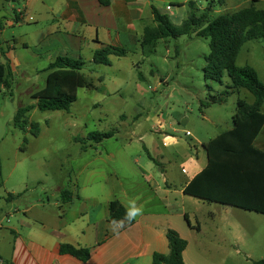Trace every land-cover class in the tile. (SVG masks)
<instances>
[{
  "label": "rangeland",
  "instance_id": "374dc122",
  "mask_svg": "<svg viewBox=\"0 0 264 264\" xmlns=\"http://www.w3.org/2000/svg\"><path fill=\"white\" fill-rule=\"evenodd\" d=\"M7 1L16 8L23 6V2L0 0V16L9 18L12 10ZM189 1L152 0V3L171 17L179 9V3L183 2H186L185 13L189 16ZM194 1L198 8L195 11L197 16L211 7L210 20L221 14L234 15L252 5L257 10H264V0L258 4L252 0H225L222 4L219 0ZM40 28L41 25L29 26L23 22L20 26L6 27L0 36L2 46L20 34L26 35L27 42L25 47L20 46L15 52L18 76L8 77L9 87L3 88L0 93V165L3 172V185L0 187V257L6 261L11 259L14 246L11 228L24 229L22 222L28 207L45 205L50 224L61 222L58 218L62 216L59 203L67 196L61 195L58 188L65 186L68 190L72 189L78 181L80 169L94 172L92 186L88 190L97 201H74L73 206L66 207L69 212L67 219L72 222H75L74 212L88 211L91 205L101 204L111 190L121 196L122 189L131 191L135 187L133 183L142 184L145 179L161 183L162 172L147 158L144 145L149 140H156L162 145L165 143L164 133H174L162 125V118L191 115L195 122L193 126L199 132L201 111L205 110L201 105L209 103L211 96H218L231 84L224 69L220 70L222 78L219 81L205 77L211 39L191 34L159 41L156 51L149 57L141 47L130 45L129 48L135 49V52L126 58L112 57V66L89 64L84 74L105 77L107 89L103 88V92L99 89H79L77 102L70 105L67 111L42 112L38 110L33 96L46 86L47 73L44 70L50 59L38 50L40 37L37 32ZM4 59L0 50V62ZM236 65L253 67L264 84V41L244 44ZM155 76L164 81L158 89L151 84ZM95 82L100 84L97 79ZM118 83L119 88L112 90ZM137 83L141 86L138 87ZM99 87H102L101 84ZM239 98L246 99L250 104L255 101L249 91L241 90L240 94L231 95L223 104L225 106L215 105L208 112L211 118L219 120L220 130L228 128ZM22 107H32L25 118L28 131H23L17 124V112ZM182 117H178L180 121ZM34 124L39 126L38 136L31 134ZM217 128L211 127L210 133H217ZM90 133H115L117 138L104 140V144L98 147L94 141L88 140ZM129 133L137 134L129 135L128 139L131 138L132 142L125 136ZM144 134L147 141L140 139V135ZM172 142L167 143L168 149L178 146ZM129 144L132 148L126 150L124 147ZM85 146H88L86 152ZM91 146L98 148L97 154L90 149ZM101 150L102 160L95 161V157L101 156ZM109 154L113 157L110 158ZM137 155L153 167V171L147 170L149 175L146 177L134 161ZM181 164L174 168L176 173L181 170ZM247 215L242 221L239 219L240 232L243 236L254 238V242L241 249L240 255L233 252L235 257H224V264H254V261L264 259V216L254 212ZM198 216L203 220L201 211ZM228 252L225 251V254Z\"/></svg>",
  "mask_w": 264,
  "mask_h": 264
},
{
  "label": "crops",
  "instance_id": "0c3cea01",
  "mask_svg": "<svg viewBox=\"0 0 264 264\" xmlns=\"http://www.w3.org/2000/svg\"><path fill=\"white\" fill-rule=\"evenodd\" d=\"M7 2L11 5L10 1ZM22 2L23 6L19 8L11 5L12 14H9V18L0 16V36L5 31L4 25L7 22H14L8 27L20 26L23 22L29 26L41 25L37 32L40 37L38 50L43 51V56L50 59L49 64L58 58L83 59L87 62L82 70L83 74L89 64H94L93 55L97 50L105 46H114L132 51L127 56L120 57L126 58L135 52V49L129 48L130 45H137L142 49L145 29L157 26L152 0H112L107 7L101 5L99 0H22ZM185 5L186 2L179 3V9H176L171 17L161 9L155 8L161 14L168 15L174 25L180 26L188 17L185 13ZM26 45L24 34L13 36L12 40L4 42L3 46L0 42L1 55L5 58L0 64L8 63L13 77L19 74L15 52L18 47ZM86 55H90L91 58H87ZM112 57L110 66H112ZM84 75L94 85L88 90L99 89L103 92V88L107 89L105 77L92 76L91 73L88 76ZM95 79L102 87H99L100 84L96 83ZM162 83L164 84L162 78L155 76L151 84L158 89ZM137 86L141 85L137 83ZM118 88L119 83L111 89ZM234 94H240V91ZM213 106L215 105L207 102L201 105L205 110L201 111L199 132L193 126L195 122L191 115L182 117L179 114L177 117L162 118V125L174 133H164L166 137L162 145L156 140H149L148 144L144 145L147 158L162 172L161 183L145 179L142 184L133 183L135 187L131 191L122 189L121 196L111 190L107 199L101 204L91 205L88 211L84 209L86 211L74 212L75 222H72L67 219L69 212L66 207L73 206L74 201L89 203L97 201L88 190L92 186L91 176L94 172L80 169L77 174L78 181L72 189H69L72 195L67 200L62 198L59 203L62 211V216L58 217L61 220L59 224H50L45 205H41L40 208L36 204L28 207L24 212L25 220L22 222L24 229L20 231L11 228L14 246L11 259L7 261L11 264H154L155 253L163 255L169 253L166 237L168 230L176 231L188 242L183 254L185 264H224L222 261L224 257H235L233 252L240 255V250L249 247V242H254V238L241 234L242 227L239 221L252 212L219 203L205 202L185 194L186 187L208 166L205 146L233 128L236 108L231 114L232 121L228 123V128L220 130L219 120H214L208 114L213 110ZM262 111L264 113V106ZM178 117H182L183 120L180 121ZM184 122L185 124H182ZM213 126L218 127L217 133H210ZM112 134L109 139H116L115 133ZM129 135L137 134H126L127 139ZM140 139L147 141L145 134L140 135ZM128 141L132 142V139ZM169 141H173L178 146L168 149ZM95 144L100 147L104 144V140ZM130 146V144L125 145L124 148L129 150L132 148ZM255 146L264 151V128L257 137ZM91 147L90 149L97 154L98 148ZM87 148L88 146L84 148V152ZM101 151L99 153L101 156L95 157V161L102 160L103 150ZM109 157L113 155L109 154ZM134 161L140 166L144 177L149 175L148 169L153 171V167L149 166L141 156L137 155ZM179 163H182L181 170L176 173L174 168ZM81 181H84L83 184H80ZM65 189L67 187L59 186L61 195ZM114 200H119L126 209L131 201H135L136 206L143 209V214L130 225L124 221L112 223L109 205ZM200 211L203 220L198 216ZM98 212L102 214L99 215ZM110 224L112 230L109 229ZM63 245L87 249L90 252L89 258L82 261L70 254H63L61 252ZM225 251H229L228 254H225Z\"/></svg>",
  "mask_w": 264,
  "mask_h": 264
},
{
  "label": "trees",
  "instance_id": "16d2710c",
  "mask_svg": "<svg viewBox=\"0 0 264 264\" xmlns=\"http://www.w3.org/2000/svg\"><path fill=\"white\" fill-rule=\"evenodd\" d=\"M107 7L112 0H99ZM225 0H219L222 4ZM257 4L261 0H252ZM189 16L180 26H176L166 14H161L155 7L153 10L156 27H148L144 31L142 50L146 56L152 55L159 41L178 39L196 34L201 38H210L211 53L207 57L205 77L212 81L222 78L220 70L224 69L230 78V86L218 96H211L210 105H223L235 92L249 91L255 98L253 104L239 99L236 114L233 117V128L211 140L205 147L208 154V166L186 187L185 194L209 203L233 206L247 212L264 215V151L256 148L255 141L264 128V84L260 82L258 73L251 66L238 67L236 60L240 50L250 41H264V10H257L252 5L236 14H221L210 20L208 7L197 16L196 1L190 0ZM132 51L124 48L105 46L93 55L96 65H111V57H125ZM87 62L83 59L71 60L58 58L50 63L44 71L47 73L46 86L35 93L38 110L42 112L67 111L69 106L78 100L79 89H91L93 83L82 73ZM11 76L8 63L0 64V93L9 87L8 77ZM229 90V91H228ZM32 107H22L17 112V124L23 131H28L25 119ZM25 119V121H22ZM32 135H39V126L32 125ZM113 136L112 133H90L88 140L102 142ZM85 145V144H84ZM87 147V146H85ZM3 172L0 165V187L3 185ZM63 195L67 199L72 195L65 189ZM66 199V200H67ZM110 220L124 221L127 209L119 200L109 205ZM188 221V218L186 217ZM189 222V221H188ZM132 221L130 224H133ZM129 224V225H130ZM169 253L153 255L154 264H185L183 254L188 242L174 230L166 233ZM63 254H70L82 261L89 258V250L78 249L70 245L61 247ZM0 264H11L0 257ZM264 264V259L254 261Z\"/></svg>",
  "mask_w": 264,
  "mask_h": 264
},
{
  "label": "clouds",
  "instance_id": "9594fccd",
  "mask_svg": "<svg viewBox=\"0 0 264 264\" xmlns=\"http://www.w3.org/2000/svg\"><path fill=\"white\" fill-rule=\"evenodd\" d=\"M143 214V209L136 206L135 201H131L129 207L125 213V220L130 224L134 221L138 216ZM112 223H117L113 221ZM123 225L121 224V227ZM109 229L112 230V224L109 225Z\"/></svg>",
  "mask_w": 264,
  "mask_h": 264
},
{
  "label": "built area",
  "instance_id": "2783aa9c",
  "mask_svg": "<svg viewBox=\"0 0 264 264\" xmlns=\"http://www.w3.org/2000/svg\"><path fill=\"white\" fill-rule=\"evenodd\" d=\"M19 12H20V11H19ZM21 13H22V12H21ZM22 14H23V13H22ZM22 14H21V15H22ZM13 23H14V22H7L4 26H5V27H8L9 25H11V24H13Z\"/></svg>",
  "mask_w": 264,
  "mask_h": 264
}]
</instances>
